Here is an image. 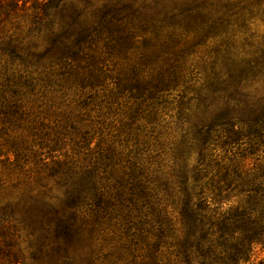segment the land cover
<instances>
[{"label": "rangeland", "instance_id": "1", "mask_svg": "<svg viewBox=\"0 0 264 264\" xmlns=\"http://www.w3.org/2000/svg\"><path fill=\"white\" fill-rule=\"evenodd\" d=\"M4 1L5 7L0 10L2 153L19 136L40 153L48 150L37 146L39 143L54 144L60 138V150L50 152L60 157L59 161L73 157L88 166L109 150L115 155L114 161L124 166L137 154L138 147L147 143L149 156L153 157L152 169L164 165L163 170L168 171L170 159H161L173 147L181 141L196 143L195 138L202 139L206 134L208 138L210 129L221 125L231 111L225 100L228 94L212 93L225 86L228 78L240 83L236 99L254 97L257 111L264 104L260 101L264 98V0H91L89 6L85 0H71L87 22L93 21L105 4L117 5L125 14L130 10L136 18L124 20L111 38L105 36L91 46L89 54L99 58L96 71L104 79L101 85L74 93L60 82L62 77H51L48 68L39 70L30 77L32 93L22 97L15 114L14 108L3 106L2 101L8 99L4 92L13 91L8 88L13 77L17 83L21 81L19 85L28 81L21 63L28 55L41 57L47 41L44 34L30 31L38 8L35 0ZM40 61L49 63L48 57ZM132 72L152 78L175 72L180 78L152 108L151 103L141 104L133 98L125 87ZM216 76L224 81H217ZM209 87V105L202 108V115L195 113L197 102L190 101L197 98L200 88ZM64 93L69 95L61 99ZM184 108L191 112L181 116ZM74 127L77 133L72 132ZM35 133L39 136H29ZM84 133L88 136L87 148L79 145ZM196 159L197 153L193 152L189 165L193 166ZM36 181L30 175L13 173L0 161V217L10 220L0 223V249L5 251L2 242L12 239L20 251L21 264H63L57 252L54 223L25 200L28 192L38 190ZM52 192L56 194L55 189ZM96 238L95 233L87 231L75 237L69 244L70 264H143V259L137 257L143 250L117 261L115 254L108 256L114 253L112 243L101 248ZM263 258L264 253L258 252L257 262ZM0 264L11 263L4 260Z\"/></svg>", "mask_w": 264, "mask_h": 264}, {"label": "trees", "instance_id": "2", "mask_svg": "<svg viewBox=\"0 0 264 264\" xmlns=\"http://www.w3.org/2000/svg\"><path fill=\"white\" fill-rule=\"evenodd\" d=\"M2 1L0 10L5 7ZM35 1L38 8L30 31L46 37L47 47L41 57H48L49 63L43 64L40 56L33 55L23 60L21 65L30 82L19 85L21 81L17 83L13 77L8 87L13 91L9 90L10 95L5 91L8 99L2 101L5 108H14L15 114L22 97L32 93L30 77L39 70L48 68L51 77H62L60 82L74 93L101 85L104 79L96 71L99 58L89 54L91 46L105 36L111 38L124 20L136 18L130 10L125 14L117 5L105 4L95 19L87 22L71 0ZM89 1L85 0L88 6ZM34 57L36 61L30 60ZM179 78L175 72L156 78L133 73L125 87L133 98L141 104L149 102L153 108ZM215 79L224 81L219 76ZM234 80L228 78L225 86L212 91L228 94L225 100L231 111L222 124L211 128L208 138L206 134L202 139L195 138L196 143L181 141L173 147L161 159H170L168 171L163 170L164 165L152 169L147 143L138 147L137 154L124 166L114 161L115 155L109 150L88 166L73 157L59 161L60 157L50 152L60 150V138L54 144L39 143L37 146L48 150L45 153L34 150L35 145L30 149L21 136L12 140L6 153L0 151V158H4L0 161L10 171L37 180L38 190L28 192L25 200L54 223L57 252L63 264L71 262L70 242L85 231L96 234L101 248L112 243L114 253L108 256L115 254L117 261L143 250L137 256L143 264H264V258L257 262L258 252L264 253V104L257 111L254 97L236 99L240 83ZM209 90L200 88L197 98L190 101L197 102L195 113L202 115V108L209 105ZM68 95L64 93L61 99ZM190 112L184 108L180 115ZM72 132L77 133L78 128ZM82 137L79 145L87 148V133ZM193 152L197 159L190 166ZM9 221L0 217V223ZM2 246L5 251L0 249V262L22 263L14 240L3 241Z\"/></svg>", "mask_w": 264, "mask_h": 264}]
</instances>
